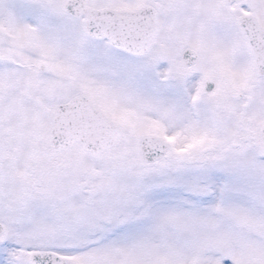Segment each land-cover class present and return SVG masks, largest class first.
<instances>
[{"label":"snow or ice","instance_id":"6c2138e0","mask_svg":"<svg viewBox=\"0 0 264 264\" xmlns=\"http://www.w3.org/2000/svg\"><path fill=\"white\" fill-rule=\"evenodd\" d=\"M0 264H264V0H0Z\"/></svg>","mask_w":264,"mask_h":264}]
</instances>
